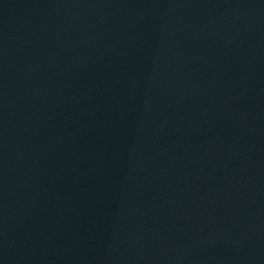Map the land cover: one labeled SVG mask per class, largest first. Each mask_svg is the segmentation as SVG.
Returning a JSON list of instances; mask_svg holds the SVG:
<instances>
[{"label":"water","instance_id":"obj_1","mask_svg":"<svg viewBox=\"0 0 264 264\" xmlns=\"http://www.w3.org/2000/svg\"><path fill=\"white\" fill-rule=\"evenodd\" d=\"M0 264H264V0H0Z\"/></svg>","mask_w":264,"mask_h":264}]
</instances>
